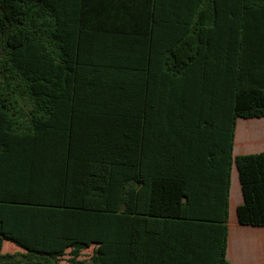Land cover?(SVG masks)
<instances>
[{"label":"trees","instance_id":"trees-1","mask_svg":"<svg viewBox=\"0 0 264 264\" xmlns=\"http://www.w3.org/2000/svg\"><path fill=\"white\" fill-rule=\"evenodd\" d=\"M92 1L0 0V147L42 152L46 119L67 106L73 113L85 83L103 82L84 74ZM196 7L195 36L157 60L168 74L194 75L185 99L164 83L169 75L146 92L138 114L148 121L129 156L119 146L85 151L68 136L46 197L0 199V264H62L68 250L70 264H85L79 258L91 247V264H230L233 166L240 224L264 227V152L233 155L237 120L264 118V0ZM155 77L146 75V84ZM27 119L28 133L15 135L13 125ZM4 241L24 252L3 254Z\"/></svg>","mask_w":264,"mask_h":264},{"label":"crops","instance_id":"crops-1","mask_svg":"<svg viewBox=\"0 0 264 264\" xmlns=\"http://www.w3.org/2000/svg\"><path fill=\"white\" fill-rule=\"evenodd\" d=\"M92 4L93 15L83 24L93 29L81 38L86 43L82 49L84 74L106 77L103 82L85 83L73 113L67 106L60 114L46 119L42 152L29 146L0 147V199H24L29 193L46 197L45 182L50 187L57 152L66 159L70 135L76 146L85 151L96 147L111 149L101 153L106 154L119 146L124 156H129L133 139H141L148 121L147 116L138 114L146 92L158 90L162 76L169 75L164 83L182 100L186 89L196 83L193 74L191 78L189 73L168 74L162 62L157 63L171 56L168 49L182 37L195 36L196 0H99ZM224 23L233 22L225 19ZM204 24L211 25L212 20L204 19ZM148 59L153 60L150 65ZM151 72L156 76L154 84H146V75ZM22 123L13 125L15 135L28 133L29 120ZM255 127L263 128L264 118L237 120L234 157L264 152V148L257 147L261 134L254 131ZM57 144L63 149L56 148ZM36 153H42V158ZM41 161L43 166L39 168L36 162ZM37 175L43 176V190L37 185ZM231 181L227 260L230 264H264V227L240 224L237 210L244 198L237 169L231 171ZM6 247L24 252L10 241H4L2 252Z\"/></svg>","mask_w":264,"mask_h":264},{"label":"rangeland","instance_id":"rangeland-1","mask_svg":"<svg viewBox=\"0 0 264 264\" xmlns=\"http://www.w3.org/2000/svg\"><path fill=\"white\" fill-rule=\"evenodd\" d=\"M246 120H249V119H240V122H244V121H246ZM253 120V119H252ZM259 131V133L261 134V137H259V139H258V137H257V140H258V146L257 147H262V148H264V138H263V134H264V130H263V128L262 127H260V128H258V127H255L254 128V131ZM257 133V132H256ZM256 139V138H255ZM232 170H233V173L234 172H236V168H235V166H233V168H232ZM232 182V181H231ZM17 252H21V250H19V249H17V248H4L3 249V253H7V254H14V253H17ZM92 255H93V247H91L90 249H87V250H84L83 252H82V254H81V256H80V258H79V260H81V261H83V262H85V264H91V257H92ZM70 258H71V255H70V250H68L67 251V255L65 256V257H63L62 259H61V261H62V264H70L69 262V260H70Z\"/></svg>","mask_w":264,"mask_h":264}]
</instances>
